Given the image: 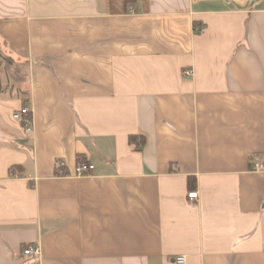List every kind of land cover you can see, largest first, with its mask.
Here are the masks:
<instances>
[{
  "label": "crops",
  "instance_id": "crops-1",
  "mask_svg": "<svg viewBox=\"0 0 264 264\" xmlns=\"http://www.w3.org/2000/svg\"><path fill=\"white\" fill-rule=\"evenodd\" d=\"M256 162L264 0H0V264H264Z\"/></svg>",
  "mask_w": 264,
  "mask_h": 264
},
{
  "label": "built area",
  "instance_id": "built-area-1",
  "mask_svg": "<svg viewBox=\"0 0 264 264\" xmlns=\"http://www.w3.org/2000/svg\"><path fill=\"white\" fill-rule=\"evenodd\" d=\"M186 75H191V70L185 72ZM13 118L16 122H18L25 132L29 133L32 130V116L31 111L27 105H23L17 110L13 112ZM94 169V165L86 160H81L77 163L75 168L76 176H84L92 174ZM264 169V165L262 163L256 162L252 166V170L261 171ZM190 200H195L198 197L197 191H192L187 194ZM21 255L24 259L30 260L29 264H41V248L39 244H26L22 251ZM173 264H186L185 255H176L173 259Z\"/></svg>",
  "mask_w": 264,
  "mask_h": 264
},
{
  "label": "trees",
  "instance_id": "trees-1",
  "mask_svg": "<svg viewBox=\"0 0 264 264\" xmlns=\"http://www.w3.org/2000/svg\"><path fill=\"white\" fill-rule=\"evenodd\" d=\"M6 61H7V60H6ZM136 138H137V137H135V136H133V135H130V136H129V141H130V142H135V141H136ZM142 142H143V139H141V140L138 142V144L141 145ZM80 161H81V160H80ZM190 180H191V178L189 177V178H188V182H189V183H190Z\"/></svg>",
  "mask_w": 264,
  "mask_h": 264
}]
</instances>
